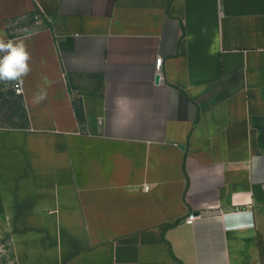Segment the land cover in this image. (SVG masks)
<instances>
[{
	"label": "crops",
	"instance_id": "obj_1",
	"mask_svg": "<svg viewBox=\"0 0 264 264\" xmlns=\"http://www.w3.org/2000/svg\"><path fill=\"white\" fill-rule=\"evenodd\" d=\"M34 16L0 264H264V0H0Z\"/></svg>",
	"mask_w": 264,
	"mask_h": 264
},
{
	"label": "rangeland",
	"instance_id": "obj_2",
	"mask_svg": "<svg viewBox=\"0 0 264 264\" xmlns=\"http://www.w3.org/2000/svg\"><path fill=\"white\" fill-rule=\"evenodd\" d=\"M39 16L0 24V40L7 41L43 24ZM24 101L13 89V82H0V129H23L28 125Z\"/></svg>",
	"mask_w": 264,
	"mask_h": 264
},
{
	"label": "clouds",
	"instance_id": "obj_3",
	"mask_svg": "<svg viewBox=\"0 0 264 264\" xmlns=\"http://www.w3.org/2000/svg\"><path fill=\"white\" fill-rule=\"evenodd\" d=\"M25 39L26 37H18L16 40H0V82H15L18 91L23 78L31 71V55ZM44 98L46 94L41 90L38 99Z\"/></svg>",
	"mask_w": 264,
	"mask_h": 264
},
{
	"label": "built area",
	"instance_id": "obj_4",
	"mask_svg": "<svg viewBox=\"0 0 264 264\" xmlns=\"http://www.w3.org/2000/svg\"><path fill=\"white\" fill-rule=\"evenodd\" d=\"M163 62H164V58L163 57H159L157 59V62H156L157 76H160V81H161V79L163 80V78H162V67H163V64H164ZM13 89L16 92V94H18L19 96H21V97L24 96V94H25L24 93L25 92L24 83H22V85L20 86V90L18 91L15 82H13ZM201 217H202L201 214L191 213L188 216V218L186 219V223L187 224H192V223H194L195 221H197Z\"/></svg>",
	"mask_w": 264,
	"mask_h": 264
},
{
	"label": "water",
	"instance_id": "obj_5",
	"mask_svg": "<svg viewBox=\"0 0 264 264\" xmlns=\"http://www.w3.org/2000/svg\"><path fill=\"white\" fill-rule=\"evenodd\" d=\"M156 83H160V76L156 77ZM184 148V147H183Z\"/></svg>",
	"mask_w": 264,
	"mask_h": 264
}]
</instances>
